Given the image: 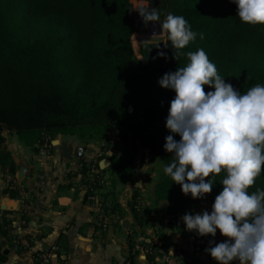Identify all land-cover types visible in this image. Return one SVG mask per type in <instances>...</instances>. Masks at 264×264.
Wrapping results in <instances>:
<instances>
[{
	"label": "trees",
	"instance_id": "obj_1",
	"mask_svg": "<svg viewBox=\"0 0 264 264\" xmlns=\"http://www.w3.org/2000/svg\"><path fill=\"white\" fill-rule=\"evenodd\" d=\"M236 11L229 0H161L162 22L169 12L182 15L198 33L183 50L185 55L175 60L167 34L164 42L143 43L140 57L135 56L130 0H0V134L14 131L32 146L51 145L58 135L84 141L103 138L112 127L119 128L128 155L112 164V175L123 176L134 165L136 149L147 150L159 174L149 191L152 205L168 215L197 206L201 198L184 195L163 171L173 159L163 145L171 134L165 123L175 93L161 88L158 80L185 66L187 52L203 49L237 91L264 84V26L241 23ZM204 91L214 88L204 86ZM92 157L82 156L79 162L82 183ZM96 167L97 174L104 173L98 163ZM222 178L223 173L207 194L212 204L222 190ZM256 188L264 189V175L249 192ZM138 191L134 189L129 207L143 225ZM108 209L119 210V205L112 203ZM10 228L4 216L1 233ZM154 247L158 255L167 249Z\"/></svg>",
	"mask_w": 264,
	"mask_h": 264
},
{
	"label": "clouds",
	"instance_id": "obj_2",
	"mask_svg": "<svg viewBox=\"0 0 264 264\" xmlns=\"http://www.w3.org/2000/svg\"><path fill=\"white\" fill-rule=\"evenodd\" d=\"M229 2L236 5L241 23L264 26V0ZM137 10L145 23H159L156 9ZM159 25L176 50L175 60L198 35L184 16L171 12ZM199 36L203 39V33ZM186 56L185 66L158 80L175 93L165 123L171 134L163 145L173 159L163 171L193 199L211 193L223 173L211 212L186 213L181 219L198 236L215 237L219 231L227 238L206 249L216 264H264V189L249 192L264 175V84L239 92L203 49ZM204 86L214 91L206 93Z\"/></svg>",
	"mask_w": 264,
	"mask_h": 264
},
{
	"label": "crops",
	"instance_id": "obj_3",
	"mask_svg": "<svg viewBox=\"0 0 264 264\" xmlns=\"http://www.w3.org/2000/svg\"><path fill=\"white\" fill-rule=\"evenodd\" d=\"M113 133L117 131L112 132V145L106 148L110 164L113 159L109 154H117L121 148V141ZM0 135V247L4 256L0 264H31L35 252L47 249L54 251L51 264H167L160 257L155 259L138 251L135 244L147 239L165 249L192 245L190 231L174 225L189 209L168 215L149 201L151 209L145 214L143 225H139L129 207L134 189L131 191L125 183L126 187L118 190L116 174H111L109 164L104 175L111 179L112 186L99 194L108 205L117 203L119 210L105 211L110 225L103 228L96 206L82 187L79 163L64 159L60 148L47 142L31 146L7 129ZM107 136L86 146L61 135L57 137L73 146H82L83 157L93 156V161L100 149L95 144H102ZM132 173L137 175V169ZM133 186L140 189L138 193L144 190L137 180ZM4 216L11 221L5 235L1 233ZM215 238L219 242L227 239L219 231Z\"/></svg>",
	"mask_w": 264,
	"mask_h": 264
},
{
	"label": "rangeland",
	"instance_id": "obj_4",
	"mask_svg": "<svg viewBox=\"0 0 264 264\" xmlns=\"http://www.w3.org/2000/svg\"><path fill=\"white\" fill-rule=\"evenodd\" d=\"M133 6L136 7L139 4H146L147 2L144 1H135L133 0ZM164 42L165 41V35H162L161 37H146L145 32L144 31H136L132 37H131V44L133 47V51L136 57H140L139 55V48L143 43H149V42ZM172 93H174V91H172ZM115 132L117 131V133H113V135H116L119 140L121 141V145H120V151L117 154L112 153L111 155L109 154L110 158L113 159V163L114 165H116L117 161L119 160V158H123L126 157L128 155V142H124L121 138V132L119 130V128H117V130H115L113 127L108 131V132ZM110 134V133H109ZM106 134L108 135L103 141L102 144H95L98 145V147L100 148L98 151H96L99 154H101V156H97L96 162H98L101 158H107L106 156L108 155L107 152V147L108 144H110V146L112 145V143H110V137L111 134ZM58 138V137H56ZM66 138H70L73 142L76 143H80L83 144L87 143L88 145L90 143H95L94 141H97L99 139V136H94V138H89L84 140H80L77 137H66ZM124 144H123V142ZM97 147V146H96ZM135 157H134V165L132 168L129 169L128 172H126L125 174H123V176H118L117 174L115 175L116 178V184L115 186H117L116 188L118 190L122 189L123 187H126V185H124L125 183H128L131 186V191L132 189H135V186H133V183L135 180L138 181L139 185L140 182L142 183V187H143V192H139L140 193V197H141V204H142V213L146 214L148 211H150L151 209V198H150V188L152 186V184L154 183L155 180L158 179L159 174L157 171V163L155 161V159L153 158V156L150 154L149 151L138 148L135 151ZM116 160V162H115ZM112 164H110L112 166ZM109 167V165H108ZM134 169H137L138 174L134 175V173H132V171H134ZM111 171V167L109 169ZM112 174V172H111ZM101 177L104 179L105 185L102 189L109 187V185L111 184V179L108 177H105L104 173L101 174ZM108 181V183H107ZM112 186V185H110ZM134 187V188H133ZM140 187V186H139ZM102 189L99 190V193H102ZM110 189V187H109ZM124 189V188H123ZM140 190V189H139ZM130 191V190H129ZM145 194V195H144ZM144 195V197L142 196ZM99 196H101V194H99ZM150 201V203H149ZM212 210V202L211 200L208 198L207 194H205V196L203 198H201L199 204L197 206H193L191 208H189V211L187 212V214H200L204 211H208L211 212ZM174 225L177 227L178 225H182L185 226V224L183 223L182 219L179 220H175ZM178 227L179 229H181V227ZM178 229V230H179ZM191 233V237L193 239V235L195 233Z\"/></svg>",
	"mask_w": 264,
	"mask_h": 264
},
{
	"label": "built area",
	"instance_id": "obj_5",
	"mask_svg": "<svg viewBox=\"0 0 264 264\" xmlns=\"http://www.w3.org/2000/svg\"><path fill=\"white\" fill-rule=\"evenodd\" d=\"M98 156H101V154ZM96 163V160H91L88 164L87 175L84 179L85 183H83L82 187L86 191L91 192L88 194L89 199L94 203L99 212L102 227L106 228L110 224L108 215H105L106 208L109 205L99 196V190L104 187L105 182L101 177V174H97L98 169L96 167ZM95 184L99 185L100 188L94 187ZM138 210L140 212L143 210L141 198L138 199ZM217 243L220 242L216 238L198 236L195 234L193 235L192 245L189 248H183L176 245L166 249L161 255L157 254L158 249L157 247H154L156 244L147 239H144V241H138L135 244V248L147 256H154L155 259L160 257L163 263L167 264H216L215 261L208 255L206 249L214 247ZM53 252L54 251L52 249L35 252L32 255L31 264H51Z\"/></svg>",
	"mask_w": 264,
	"mask_h": 264
},
{
	"label": "water",
	"instance_id": "obj_6",
	"mask_svg": "<svg viewBox=\"0 0 264 264\" xmlns=\"http://www.w3.org/2000/svg\"><path fill=\"white\" fill-rule=\"evenodd\" d=\"M133 5V0H130ZM135 1H144L147 2L146 4H139L136 7L133 6V17L135 22V31H144L146 37H161L162 35L166 36V33L161 29L159 23H162V20L160 19L158 22H147L145 23L143 21V18L140 16L139 11L137 9L148 7L149 10L156 9L158 11V7L160 5L161 0H135ZM133 33V34H134ZM51 145L60 148L62 157L64 159L75 161L76 163H79L81 160L84 149L82 146H73L70 143H67L65 141H60V139L55 138L51 141ZM110 164V160L108 158H103L99 161V167L100 169H105ZM24 171V168L21 169V172L19 173V176H22V172Z\"/></svg>",
	"mask_w": 264,
	"mask_h": 264
}]
</instances>
